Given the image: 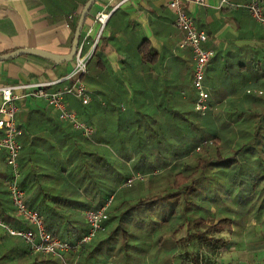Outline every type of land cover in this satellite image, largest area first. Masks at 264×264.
Here are the masks:
<instances>
[{
    "label": "crops",
    "instance_id": "0c3cea01",
    "mask_svg": "<svg viewBox=\"0 0 264 264\" xmlns=\"http://www.w3.org/2000/svg\"><path fill=\"white\" fill-rule=\"evenodd\" d=\"M87 1L0 0V54L25 47L68 53L73 24L78 21ZM206 1L207 5L193 0H187L185 4L197 25L208 33L205 47L214 50L205 77L211 93L209 112L214 115L225 114L227 110L235 112L236 105L240 106L245 97L264 96V26L255 21L245 7L217 8L218 0ZM231 1L246 3L248 0ZM112 8L115 10L97 44V54L90 61L88 73L84 76L94 96L91 105L95 132L99 125L106 139L109 133L117 130L119 109L123 115L140 114L150 108H157L159 116L170 115L177 106V100L192 96L190 85L193 76L192 51L179 47L183 33L175 24L176 14L169 7L168 0H96L84 23L82 35L91 28V37H96L100 24L95 20V14ZM72 67L73 60L55 63L38 55L21 54L0 61V88L19 82L53 80L65 75ZM101 101L104 103L98 105ZM18 105L17 121L23 129L20 138L25 146L20 157L35 159L33 163H28V168L36 164L38 169H43L46 159H49L52 180L43 181V188L60 197L55 203L46 200L40 192L39 182H36L32 190V196H36V209L39 211V208L55 205L61 206L59 209L66 213L84 212L88 206L84 207L81 203L82 195L88 201L98 188L90 194L88 189L90 187L92 191V187L82 189L87 183L83 181L97 179L99 174L106 172V169H101L100 173L92 170L98 154L84 157L75 151V137L68 133L76 134L78 130L70 124V127L66 123L55 124L62 120L42 98L23 97L18 100ZM79 143H82V137ZM94 143L88 146L91 151H97L93 146L99 144L105 147V151L111 149L110 153L100 154L103 159H113L108 141ZM58 154L61 157L59 163ZM53 162L57 165L54 166ZM8 176L10 168L3 150L0 152V186L8 180ZM108 176L112 174L108 173ZM54 180L57 182L53 183ZM97 195L106 194L99 192ZM110 196L113 194L93 203L99 204V207ZM20 219L23 227L30 226ZM104 238L97 236L91 243L96 245ZM0 251L4 252L2 248ZM78 252L71 250L66 257L59 256V264H71L68 261L70 258L72 264H78L83 260ZM52 256L56 258V255ZM47 258L29 249L23 258L18 256L16 260L23 261L22 264H44L42 261ZM88 261V264H113L112 259L100 251L93 253Z\"/></svg>",
    "mask_w": 264,
    "mask_h": 264
},
{
    "label": "trees",
    "instance_id": "16d2710c",
    "mask_svg": "<svg viewBox=\"0 0 264 264\" xmlns=\"http://www.w3.org/2000/svg\"><path fill=\"white\" fill-rule=\"evenodd\" d=\"M76 25L77 21L73 24V34ZM72 39L73 35L71 43ZM97 50L96 47L94 55ZM245 98L240 101V106L236 105L235 112L227 110L225 114L216 115L197 112L194 96L177 100V106L170 115H157V108L134 115H123L120 109H116L118 127L115 132L109 133L107 139L99 125L91 137L79 130L76 134L69 132L71 137H75V151L84 157L98 154L96 164L92 165L95 168L87 165L98 173L106 169L97 179L83 181L87 183L82 189L91 186L92 191L90 187L88 189L90 194L97 188L98 191L91 194L88 201L83 194L81 203L84 207L88 206L86 210L98 208L99 204L93 202L113 194L109 218L95 235L105 238L95 245L91 243L94 237L77 249L78 255L83 256L78 264H88V258L97 251L104 252L113 264H221L215 261L213 252L225 246L227 240L217 234L231 229L252 212H255L259 222L264 213V96ZM92 102L84 104L73 97L70 105L81 119L96 130ZM101 103L104 102L98 105ZM102 109L106 112L105 108ZM54 123L70 124L64 120ZM79 135L82 143H79ZM105 141L111 145L113 159H103L100 155L110 153V148L105 151V147L98 144L93 146L97 151H91L88 147L90 143ZM24 147L23 144L22 150ZM60 158L58 154V163ZM34 160L19 158L20 185L26 191L29 205L38 208L34 203L36 196H32L36 182H39L40 192L46 200L55 203L60 197L43 188V181L48 182L52 178L50 160L46 159L45 167H39L40 170L36 164L28 168V163ZM156 166L162 168L161 173L165 174L162 176L165 181L162 187L151 179V169ZM108 173L112 176L109 177ZM133 176H137L136 181L127 185V180ZM143 178H148V181ZM7 181L0 186V218L10 225L22 227V220L15 214L10 199ZM205 191L208 193L203 194ZM99 192L106 195H97ZM221 198L225 202L233 200L232 203L238 207L234 205L232 210L220 207L217 212H211V207L203 204L204 201L216 203ZM59 207L39 208L45 227L53 235L76 243L88 230L86 210L66 213ZM0 228L3 230L0 232V248L4 250L0 251V264H16V258H23L29 247L21 237L12 236ZM182 230L184 234L180 236ZM188 243H197L199 248L196 252L177 254L179 246L185 247L183 245ZM43 255L48 257L42 261L44 264L60 263L57 255L55 259L53 254ZM68 261L73 263L72 258ZM22 263L17 261V264Z\"/></svg>",
    "mask_w": 264,
    "mask_h": 264
},
{
    "label": "built area",
    "instance_id": "2783aa9c",
    "mask_svg": "<svg viewBox=\"0 0 264 264\" xmlns=\"http://www.w3.org/2000/svg\"><path fill=\"white\" fill-rule=\"evenodd\" d=\"M186 1L168 0V5L176 14L175 24L177 28L183 33V37L179 41V47L189 48L192 51V86L195 90V110L202 115H206L211 109V93L205 81L206 68L214 55V50L205 47L208 33L197 25L195 18L186 8ZM193 1L201 5H207L206 0ZM218 1L217 8L245 7L255 21L264 26L263 0H248L246 3H236L231 0ZM114 10L115 8L102 9L95 14V20L100 24V30L94 38L91 37V28H88L83 35L81 34L82 38L73 59V67L65 75L53 80L19 82L0 88V152L6 151V163L10 168L7 188L15 214L30 225V227H17L4 222L0 218V227L12 236L21 237L30 251L36 254H53L63 258L64 253L77 250L82 245L89 243L103 229L104 222L109 218L108 210L113 201V196H110L98 208L85 211L88 230L76 243L53 235L46 229L43 216L36 208L29 205L26 191L20 185L19 158L23 149L20 137L23 134V129L17 121L18 100L30 96L42 98L56 110L61 120L69 122L83 135L93 136L95 128L79 117L77 110L70 105V98H77L84 104L92 102L94 96L84 81V76L88 73L89 63L94 57L104 27ZM136 178L137 176L131 177L126 184L131 185Z\"/></svg>",
    "mask_w": 264,
    "mask_h": 264
},
{
    "label": "rangeland",
    "instance_id": "374dc122",
    "mask_svg": "<svg viewBox=\"0 0 264 264\" xmlns=\"http://www.w3.org/2000/svg\"><path fill=\"white\" fill-rule=\"evenodd\" d=\"M190 87L192 91V96L195 97V90L192 86V81ZM215 124L219 126L218 122H215ZM184 161L193 162L196 161V159H184ZM151 170V172H153L151 179L157 181V185L159 184V187L164 186L165 181L163 180L164 178L162 176L165 174L161 173L162 168L156 166L154 169ZM139 174H142V172ZM143 180L148 181V178H143ZM206 191L203 194L208 193ZM222 196H224V193L222 194ZM232 201L225 202L223 198H221V200L216 203L204 201L203 204L205 205L206 203L207 207H211V212H217L220 207H229V209L232 210L233 207L237 206V204L232 203ZM196 202H200V200H196ZM193 205L194 204H192V206ZM160 211L161 210H159L158 212ZM157 213H155L156 216ZM254 213L255 212H252L250 215H245L242 221L237 222V225L233 226L231 229H224L222 232L217 234V236H221L227 240V244L225 246H221L215 252H213L217 257L216 258L215 255L213 256L217 263L264 264V242L262 241V233L264 232V213L261 216V220L259 222H257ZM0 232H3L1 228ZM183 234V230L179 232L180 236H182ZM183 246L185 247L179 246V251L177 252V254L179 252H196L199 248V245L197 243H188L187 245Z\"/></svg>",
    "mask_w": 264,
    "mask_h": 264
},
{
    "label": "water",
    "instance_id": "95a60500",
    "mask_svg": "<svg viewBox=\"0 0 264 264\" xmlns=\"http://www.w3.org/2000/svg\"><path fill=\"white\" fill-rule=\"evenodd\" d=\"M96 0H88L80 13L79 19L77 21V25L73 34V39L71 43V48L68 53L66 54H58L51 51L39 49V48H33V47H25L20 48L15 51L6 53V54H0V61L15 58L21 54H34L41 57H44L46 59L52 60L55 63H62V62H69L74 59L75 53L77 51V47L81 38L82 30L84 23L86 21L87 16L89 15L94 3Z\"/></svg>",
    "mask_w": 264,
    "mask_h": 264
}]
</instances>
